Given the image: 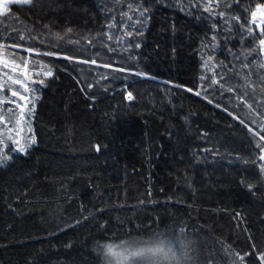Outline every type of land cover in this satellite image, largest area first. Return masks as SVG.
Wrapping results in <instances>:
<instances>
[{
	"label": "trees",
	"instance_id": "obj_1",
	"mask_svg": "<svg viewBox=\"0 0 264 264\" xmlns=\"http://www.w3.org/2000/svg\"><path fill=\"white\" fill-rule=\"evenodd\" d=\"M259 5L32 0L0 12V50L28 62L33 87L25 153L0 144V264H104V245L158 237L189 264H264Z\"/></svg>",
	"mask_w": 264,
	"mask_h": 264
},
{
	"label": "rangeland",
	"instance_id": "obj_2",
	"mask_svg": "<svg viewBox=\"0 0 264 264\" xmlns=\"http://www.w3.org/2000/svg\"><path fill=\"white\" fill-rule=\"evenodd\" d=\"M12 2L22 3V0H0V12H3L5 7L7 9L8 5ZM259 7H264V5H259L257 8ZM257 8L254 11L257 13L256 22L254 23L260 32L264 33V12H257ZM261 40H264V37ZM261 46V50L264 53V45ZM2 61H7L9 65L15 66L16 71L13 72L11 67L7 69L4 68ZM27 64L28 62L24 64L19 57H15V60L11 59L0 50V83L6 82L4 73L7 72L8 75L13 77V79L21 78L27 80V94L30 93V89H33V87H31V72L28 70L29 66ZM33 68L34 71H36L38 66L34 65ZM11 88L12 90L19 91L20 85H11ZM34 90L36 91V87ZM27 94L26 100L20 102L18 97L13 98L9 96V89L7 87L0 91V144L5 145L10 141H14L20 148L23 147V145L26 146L28 141H30L29 131H27V114L24 113L23 118H21L19 110L10 103L11 100L23 103V111H25L26 108L30 107V104L27 105V103L33 99L32 95ZM10 108L11 111H9ZM2 150L3 148L0 147V152ZM167 236L171 237V235H166V237ZM165 239V237H158L145 240V242L129 240L116 245H104L105 248L103 247L104 250L102 251L104 264H189L187 262L189 261L190 256L188 258L186 255V247L184 246L186 251H183V245L181 243L174 240H171V242H165Z\"/></svg>",
	"mask_w": 264,
	"mask_h": 264
},
{
	"label": "snow or ice",
	"instance_id": "obj_3",
	"mask_svg": "<svg viewBox=\"0 0 264 264\" xmlns=\"http://www.w3.org/2000/svg\"><path fill=\"white\" fill-rule=\"evenodd\" d=\"M22 3H23V5L27 6V5H30L32 3V0H22ZM193 7L194 8H198L199 6L196 5V4H193ZM3 10L6 11L7 10L6 7ZM211 10H212L211 9V5H209V7L205 9V11H208V12H211ZM146 11H147V9H145L144 12H141L140 15L143 16ZM257 12H264V7L257 8ZM220 15H221V17H223V13H220ZM256 15H257L256 12L252 13L253 22H256ZM113 26L114 25L110 24L107 27L111 28ZM132 27H133V30H135V23H133ZM125 35L130 38L132 36V33L131 32H127V33H125ZM21 39H23V37H21ZM111 39H112L111 36H108V40L111 41ZM117 42L118 43L120 42L119 38H118ZM260 44L264 45V40H261ZM135 47L139 48L140 44L139 43H135ZM21 51L27 52V51H30V50L21 49ZM65 59H68V58L65 57ZM83 62L87 63V61H83ZM2 63H3L4 68L7 69V68L11 67V70L13 72L16 71V67L9 65L7 61H2ZM91 63L92 64H96V61L92 60ZM25 64H26V62H25ZM105 67H108V65H105ZM45 75L51 76L52 73H51V71H49ZM4 76L6 77V82L5 83H0V91H2L5 87H7L9 89V96L10 97H13V98L18 97L20 102L25 101L26 98H27L26 94L28 92V82H27V80L21 79V78L13 79V77L11 75H8L7 72L4 73ZM8 82H10V83H8ZM41 83H43V82L41 81ZM11 85H20V90L19 91L18 90H12ZM89 87H91V85H89ZM189 91H191V89H189ZM21 93H24V94H21ZM197 95H199V93H197ZM128 98L132 99L131 93H128ZM10 103L19 110V114H20L21 118H23V116H24V111H23L24 105H23V103H19L16 100H11ZM32 110H34V105H33V109H29V114L31 113ZM9 111H11V108L9 109ZM17 122H19V121H17ZM261 139H264V137H261ZM97 150H99V148H97ZM18 151L20 153H25V148L24 147H20L18 149ZM8 159H10V157H4V162H6ZM259 159L262 162H264V150H261V154L259 156ZM0 167H3V163L2 162H0ZM240 259L242 260L243 257H240ZM259 259L261 261H264V256H260Z\"/></svg>",
	"mask_w": 264,
	"mask_h": 264
}]
</instances>
